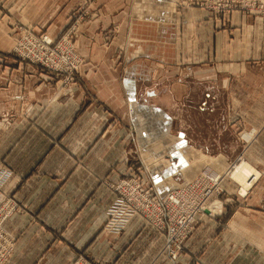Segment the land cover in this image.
I'll list each match as a JSON object with an SVG mask.
<instances>
[{
	"label": "crops",
	"instance_id": "obj_1",
	"mask_svg": "<svg viewBox=\"0 0 264 264\" xmlns=\"http://www.w3.org/2000/svg\"><path fill=\"white\" fill-rule=\"evenodd\" d=\"M212 1L55 8L46 33L75 25L79 37L67 88L36 67L0 66V165L12 172L0 208L16 206L3 264H264V18L244 0H219L231 3L222 14ZM238 159L256 178L246 196L226 179L222 215L200 221L176 261L141 217L103 232L120 178L138 172L163 197Z\"/></svg>",
	"mask_w": 264,
	"mask_h": 264
},
{
	"label": "built area",
	"instance_id": "obj_2",
	"mask_svg": "<svg viewBox=\"0 0 264 264\" xmlns=\"http://www.w3.org/2000/svg\"><path fill=\"white\" fill-rule=\"evenodd\" d=\"M242 3L248 13L264 18V0H244ZM209 5L221 14L231 9V3L228 1L214 0ZM27 37L40 36L34 35L32 31ZM41 37L36 52L41 58L40 62L48 66L63 65L61 61L54 59L60 55L59 48L50 49L53 46L52 41L45 35ZM27 41L31 43L29 38ZM20 46L24 53L33 54L28 43L22 42ZM70 48L73 51V48ZM16 53L21 56L17 51ZM69 66L75 68L71 64ZM241 163L243 161L238 159V162L236 161L223 173L205 167L194 181L170 191L163 197L155 195L138 172L126 175L111 186L115 198L107 211L103 232L118 236L133 218L141 217L150 227L165 235L164 250L170 260L176 261L183 251L184 242L192 235L200 221L203 218H216L221 215L222 207L214 200L226 193L224 187L226 179L238 185V197L246 196L251 183L256 178L252 174L249 175L246 178L247 188L242 192V186L232 179L233 173ZM11 176L12 172L9 169L0 166V189L8 183ZM9 207L0 208V264L9 258L12 249L10 235L2 230V223L14 213L16 208L15 205ZM73 264L90 263L77 260Z\"/></svg>",
	"mask_w": 264,
	"mask_h": 264
},
{
	"label": "rangeland",
	"instance_id": "obj_3",
	"mask_svg": "<svg viewBox=\"0 0 264 264\" xmlns=\"http://www.w3.org/2000/svg\"><path fill=\"white\" fill-rule=\"evenodd\" d=\"M81 1L82 0H0V51L6 52V54L4 55L0 53V66L10 67V66L27 65L31 67H36L44 71L45 74L47 73L48 77L51 78L49 82L51 81L59 82L62 85V87H66V88L69 87L70 85L71 86L75 85L76 77H78L77 71L80 70L82 63L81 59L78 57V55L75 52L79 40V37L74 36L76 34V28L74 29L75 25L66 28L65 31L60 36L53 37V36H49L46 33L48 32V28H49L48 23H42V22L40 23V21H42L45 18V16H48V19H51L53 16L52 15L53 10L55 8L62 7L64 4H69L70 2L80 3ZM78 15L79 18L81 15L80 14ZM76 20L78 22L79 19ZM76 26H78V24ZM38 28L41 30L40 32L37 31ZM70 29H71L72 37L68 35ZM32 31L34 35L40 37H27V34L32 33ZM43 35L47 36L48 39L52 41L53 46H51L50 49L53 50L59 48L60 55L55 57L54 59L61 61L62 62L61 64L63 65L53 66L49 64L48 66L40 62L41 58L36 52L38 50L37 49L38 42H40L42 38L41 36ZM27 38L31 40V43L27 41ZM22 42L28 43V45H30V50L33 51V54L32 53L26 54L23 52L20 46ZM106 43H108L107 40ZM70 47L73 48V51L70 50L71 49ZM16 51L20 53L21 56L18 55ZM70 64L73 65L75 68L70 67L69 66ZM175 124H177L179 127L180 125L179 120L174 121V125ZM175 129L176 127L172 129L173 135H175L177 132ZM135 167L138 168L140 166L137 165ZM141 173L142 172L140 171V174ZM235 179L238 183L241 184L242 189L244 187L245 189L247 188L245 184V180L244 182L241 181L239 176H236ZM112 185L113 183L109 185L110 189ZM226 195L227 193H225L217 200L215 199L214 202L220 205L219 201L222 200V198L224 199V201L229 202V200L227 199L228 197H224ZM216 218L208 217V218H203L202 220L204 219L213 220Z\"/></svg>",
	"mask_w": 264,
	"mask_h": 264
},
{
	"label": "bare ground",
	"instance_id": "obj_4",
	"mask_svg": "<svg viewBox=\"0 0 264 264\" xmlns=\"http://www.w3.org/2000/svg\"><path fill=\"white\" fill-rule=\"evenodd\" d=\"M251 170L247 167V166H245L243 163H241V165L239 166V167H237L236 168V171L233 173V175H232V179L236 182V183H238L237 181H236V179H235V177L236 176H239V178L241 179V181H243L244 182V180H245V184H246V178L249 176V175H251ZM240 186H241V184L240 183H238ZM246 186H247V184H246ZM245 191V187L242 189V192H244Z\"/></svg>",
	"mask_w": 264,
	"mask_h": 264
}]
</instances>
